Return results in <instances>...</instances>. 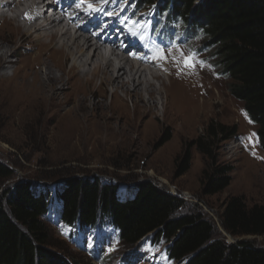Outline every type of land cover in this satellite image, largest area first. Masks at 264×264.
Returning <instances> with one entry per match:
<instances>
[{"label": "rangeland", "instance_id": "1", "mask_svg": "<svg viewBox=\"0 0 264 264\" xmlns=\"http://www.w3.org/2000/svg\"><path fill=\"white\" fill-rule=\"evenodd\" d=\"M28 3L32 5L26 0L13 11L18 9V16L24 14ZM116 4L132 8L133 0H117ZM151 7L146 10L151 12ZM21 8L23 12L19 11ZM153 10L155 18L164 25L165 5L158 4ZM11 17L14 25L8 22ZM16 17L10 13L1 18L0 23V45L5 47L0 55L8 49L12 51L9 57L11 65L0 61V162L14 172L12 179L6 182V188L23 182L51 195L46 221L53 250L64 255L72 264H123L127 257V264H182L168 260L165 243L151 236L133 248H126L111 227L82 231L63 225L53 194L62 187L64 180L80 178H97L103 184H112L122 201L133 199L137 184L149 182L181 199L185 204L184 213L204 214L215 226V237L230 243L229 235L220 226L222 204L230 196L243 197L247 206L264 204V152L258 147L255 126L247 118L241 103L228 93V80L224 78L213 50L204 45L206 39L202 30L195 28L185 32L178 24L172 26L166 23L165 29L176 31L175 41L179 43L178 39L183 38L185 45H176L166 53L173 63L165 60L163 53H158L161 67L156 70L160 74L170 73L172 81H182V84L176 81L174 85H180V88L186 85L189 92L181 88L183 92L180 96L179 92L173 91L165 114L161 110V102L157 104L155 99L154 112L142 116L133 111L129 98L119 100L120 95L112 96L110 88L98 90L95 97H87L90 102L86 105L111 103L112 112L122 118L114 126L105 127L98 119L97 109L87 112L78 108L71 115H66L70 106L59 103L57 99L48 100L47 97L52 94L62 98L70 93L64 83L53 90H46L44 99L35 96L31 99L32 105L29 104L30 98L19 91L27 82L25 77L19 73L11 79V75L18 62L23 68L34 66L31 62L37 47L31 44L30 39L26 41L21 31H15L16 25L27 28L25 21L20 22ZM80 35L88 37L103 54L109 55L99 45L100 41H94L89 35ZM8 40L14 44H7ZM110 53L122 56L121 52ZM44 56H48V51L43 53ZM189 57L195 58L194 66H190ZM180 61L189 64L184 65ZM3 73L10 79L1 80ZM98 85L95 83L96 87ZM186 98L193 103L188 105L190 101L187 102ZM147 100L148 97L144 96V101ZM28 101V107L22 105ZM181 108L186 112L180 111ZM64 118L68 120L66 129L70 128L67 132H63L61 126ZM210 122L235 127L237 135L219 143L216 151L218 161L232 168L230 186L217 195L205 197L200 194L199 182L204 168L200 154L192 150L190 168L183 176L176 178L174 171L175 162H179L186 144L202 135ZM165 135L169 140L163 144ZM242 238L264 246V237L232 239Z\"/></svg>", "mask_w": 264, "mask_h": 264}, {"label": "trees", "instance_id": "2", "mask_svg": "<svg viewBox=\"0 0 264 264\" xmlns=\"http://www.w3.org/2000/svg\"><path fill=\"white\" fill-rule=\"evenodd\" d=\"M165 5L168 22L201 29L228 80L227 91L253 126L264 152V0H137L138 9ZM237 135L235 127L210 122L204 133L186 144L174 176L186 174L192 150L202 156L201 196H214L230 186L232 168L220 163L219 143ZM163 144L168 142L165 135ZM13 170L0 162V264H72L53 250L46 221L49 193L29 183L6 188ZM60 222L77 230L111 227L118 241L133 248L144 238L164 242L168 259L182 264H264V246L241 239L227 243L215 237V226L201 212H183V201L149 182L136 185L132 200L122 201L116 187L97 178L66 179L55 192ZM220 226L227 235L264 237V204L247 206L243 197L222 204Z\"/></svg>", "mask_w": 264, "mask_h": 264}, {"label": "bare ground", "instance_id": "3", "mask_svg": "<svg viewBox=\"0 0 264 264\" xmlns=\"http://www.w3.org/2000/svg\"><path fill=\"white\" fill-rule=\"evenodd\" d=\"M25 1L26 0H13L10 3L3 4L2 0H0V23L1 18L7 17L10 13L13 14V16L19 17L18 20L20 22L25 21L26 24L24 26H27V28L25 27L26 29H23L16 25L15 31H21L20 33L22 36L26 37V41L30 39L32 41L31 44L37 47V52L31 62L34 66L28 65V68H23L24 66L21 67L20 65L21 62H18L17 65L15 64V68L12 71L11 79L21 73L27 81L22 84L24 87H21L19 91L30 98V103L28 101L22 105L27 107L28 103L32 105L31 99L35 96L44 99L46 97V90H53L64 83L67 85V89L70 93L65 94L62 98L52 94L47 97L48 100L50 98L57 99L59 103L70 106V110L66 112V115H71L70 113H73L74 110L78 108L87 112H93L97 109L96 111L99 112L98 119L102 121L101 123H103L105 127H112L122 118L117 117L112 112L111 103L94 102L90 104V106L86 105L90 102L87 97L89 95L94 96L97 94L98 90L105 91L110 88L112 96L120 95L119 100L124 101L126 98H129L132 102L133 111L142 116H147L154 112L155 103L153 101H155V99L157 104L159 101L161 102V110L163 114H165L167 105L170 104V96L173 91L179 92L180 96H182L181 92H183V90L184 92H189L185 87L186 85L184 87L181 86L183 90L180 88V85L176 87L174 84L176 81L178 82V80L175 79V81H172L170 79V73L165 71V74H160V72L156 70L158 67H161V62L154 48L151 47L147 50L145 60L142 63L141 59H134L130 54L131 44L124 49L119 42H113L110 44L112 48L111 52H121L123 57L117 56L116 53V55L109 53V55L106 56L100 51L101 49L99 50L91 42L92 40L90 41L88 37L80 35L90 36L86 28H76L75 31L65 27L66 24L64 23V19L50 20L46 17L47 14L45 13H34L33 11L36 8L44 9L49 7L48 4H44V0H28L32 2V5L28 3L29 5L26 6L27 9L29 8L28 11L30 13H24L18 16V9L15 11L13 10L18 8L22 3L24 4ZM48 1H51L52 4L55 3V0ZM73 4L74 3L67 2L66 0H57L52 8L62 12L68 8V6H73ZM82 18L83 15H77L68 22V25L74 26ZM13 20L14 19L11 17L8 22H12L11 24H13ZM70 32L75 34L79 33V35L76 36ZM9 43H12V41L8 40L7 44ZM13 44L14 43L11 45ZM2 46L3 45H0V51L2 48H5ZM45 51H48V56L43 57ZM162 53L165 60L173 63L170 61V58L167 57L166 51ZM11 55L12 51L8 49L0 55V61H2L3 64L11 65L9 61ZM26 60L28 61V59H25V61ZM183 63L187 65L188 62ZM34 67L39 69L36 70ZM146 70L150 72L147 73ZM4 78L7 77L3 73L1 80H4ZM9 79L10 78H7L6 81ZM95 83H99V85L96 87ZM178 83L182 84V81ZM174 87H176V89ZM62 89L63 87L61 86L60 90ZM70 94L71 96L69 97L68 95ZM13 95L15 96V94ZM144 96L148 97L147 101H144ZM186 101L188 102L190 100L186 98ZM140 102L143 104L141 105ZM192 103L193 102L190 101L188 105ZM19 107L18 104V108ZM187 108H189V106H187ZM183 109L184 108H181L180 111L185 113L186 111ZM67 123L68 120L64 118L62 122L63 125H61L63 132H67V130L70 129H66ZM127 260L128 257L124 259L123 264H127Z\"/></svg>", "mask_w": 264, "mask_h": 264}, {"label": "snow or ice", "instance_id": "4", "mask_svg": "<svg viewBox=\"0 0 264 264\" xmlns=\"http://www.w3.org/2000/svg\"><path fill=\"white\" fill-rule=\"evenodd\" d=\"M88 7H89L90 9H92L93 11H96V9H94L93 6H92L91 4H89ZM130 31H131V29H130ZM133 34L135 35L136 33H133ZM189 61L192 62V63L190 64V66H194V64L196 63L194 57H189ZM200 63H202V62H200Z\"/></svg>", "mask_w": 264, "mask_h": 264}, {"label": "water", "instance_id": "5", "mask_svg": "<svg viewBox=\"0 0 264 264\" xmlns=\"http://www.w3.org/2000/svg\"><path fill=\"white\" fill-rule=\"evenodd\" d=\"M229 238L231 239V242L230 243H235V242L241 240V239H238V240L232 239L230 236H229ZM247 238H249V237H247ZM242 239H244V238H242Z\"/></svg>", "mask_w": 264, "mask_h": 264}]
</instances>
